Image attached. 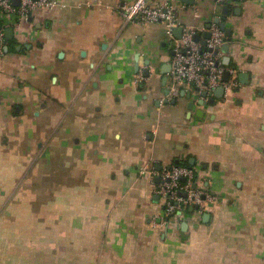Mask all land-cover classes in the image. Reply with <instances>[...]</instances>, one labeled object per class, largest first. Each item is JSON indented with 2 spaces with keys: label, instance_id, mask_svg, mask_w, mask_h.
Returning <instances> with one entry per match:
<instances>
[{
  "label": "crops",
  "instance_id": "crops-1",
  "mask_svg": "<svg viewBox=\"0 0 264 264\" xmlns=\"http://www.w3.org/2000/svg\"><path fill=\"white\" fill-rule=\"evenodd\" d=\"M56 1L0 17L14 31L0 56V264H264V0H232L227 16L212 0L198 14L146 0L186 5L185 26L225 18L236 86L204 105L165 96L173 45L162 23L124 21L136 0ZM191 160L218 204L155 227L162 202L139 168Z\"/></svg>",
  "mask_w": 264,
  "mask_h": 264
},
{
  "label": "built area",
  "instance_id": "built-area-1",
  "mask_svg": "<svg viewBox=\"0 0 264 264\" xmlns=\"http://www.w3.org/2000/svg\"><path fill=\"white\" fill-rule=\"evenodd\" d=\"M203 0H195L192 6L193 12H199L197 4ZM232 0H212V7L228 4ZM243 1V0H234ZM56 0H19L15 5L12 0H0V17L15 16L19 21H26L40 9H55L59 7ZM186 9V5L176 7L174 4L164 1L148 5L146 0H136L129 5L120 7V13L126 23L137 25H149L162 23L165 25L166 36L172 43L174 53L170 61L169 87L170 92L177 95L180 90L195 91L198 97L203 92L206 98L217 88L222 87L224 92H229L236 86V81L231 78L234 72L225 67L221 62L219 51L225 44V33L219 25L211 22L206 26H185L178 16L179 10ZM181 27L180 39L174 36V29ZM208 31L210 38L195 41L194 37ZM6 45L4 30L0 29V56L4 54ZM225 72L229 73V81H223ZM142 80V77H138ZM202 99V97H201ZM138 175L148 178L154 187V194L162 202L163 213L158 218L157 228H168L178 214L187 208H197L204 211L207 207L216 205L219 199L208 192L196 178L195 171L191 167L170 165L162 171H156L154 167L141 166ZM158 182L155 183V180ZM184 180V182L182 181Z\"/></svg>",
  "mask_w": 264,
  "mask_h": 264
},
{
  "label": "water",
  "instance_id": "water-1",
  "mask_svg": "<svg viewBox=\"0 0 264 264\" xmlns=\"http://www.w3.org/2000/svg\"><path fill=\"white\" fill-rule=\"evenodd\" d=\"M13 1V3L15 4V5H18L19 4V0H12ZM35 1V0H34ZM186 4H189V5H192V4H194L195 3V0H183ZM234 1V0H233ZM216 13H218V14H221V15H223V16H227V13H228V4H224V5H221V6H218L217 8H216ZM29 20H31L30 18H29ZM213 23H215V24H217V25H219V27H220V29L221 30H223L224 32H225V35H226V38L228 37L229 38V33H228V31L226 30V23H225V18L223 17V18H215L214 19V21H213ZM210 27V25L208 24L207 26H206V28L208 29ZM0 29H1V27H0ZM182 28L181 27H178V28H176V29H174V36L177 38V39H180L181 38V35H182ZM4 34H5V40L7 41V42H10V41H12V39H13V36H14V31H13V29L12 28H6V29H4ZM210 38V33L208 32V31H206L204 34H203V41H201V44L202 45H205V40H207V39H209ZM194 39H195V41H199L200 40V35H196L195 37H194ZM228 49H229V47H228V45L227 44H225V45H223V47L221 48V50L224 52V53H228ZM7 50V48H5V51ZM173 54L174 53H172V56H173ZM225 65H228V61H227V64H225ZM135 69H136V71L138 72V70H139V67H138V64H137V62H136V65H135ZM166 71H164L163 72V74L164 75H166ZM147 72H145V75L147 76ZM229 78H230V76H229V73L228 72H225L224 73V75H223V81L224 82H228L229 81ZM238 78L239 79H245L246 78V75H243V74H240L239 76H238ZM166 82H167V77L166 76H164L163 77V81H162V83H163V86H165L166 85ZM196 91V90H195ZM179 94V93H178ZM177 94V95H178ZM190 94H191V92H189L188 94H187V98H189L190 97ZM169 95H171V92H170V90H166L165 91V96L166 97H168ZM177 95H175V97L177 96ZM223 95H224V89L222 88V87H219V88H217L215 91H214V97L215 98H222L223 97ZM180 97H184V92H181L180 93ZM201 97H202V99L199 101V103L201 104V105H204V100L206 99V93L205 92H203L202 94H201ZM167 102V101H166ZM176 102V99H173L172 101H171V103H175ZM208 103L210 104V105H213L214 104V99H210V100H208ZM194 105H195V101L194 100H191L189 103H188V110L189 111H191L193 108H194ZM175 164H178V161H176L175 162ZM190 167H192L193 165H194V161L193 160H191L190 162H189V164H188ZM161 167L160 166H158L157 167V169H160ZM183 182H184V180H182ZM156 182H158V179H156ZM192 209H189V211H191ZM178 215H180V213L178 214ZM204 219H207V218H209V215L208 214H205L204 216Z\"/></svg>",
  "mask_w": 264,
  "mask_h": 264
},
{
  "label": "trees",
  "instance_id": "trees-1",
  "mask_svg": "<svg viewBox=\"0 0 264 264\" xmlns=\"http://www.w3.org/2000/svg\"><path fill=\"white\" fill-rule=\"evenodd\" d=\"M2 23H1V21H0V27L2 28ZM173 165H175V166H186V167H190L188 164H182V163H180V162H178V164H175V163H173ZM188 209L189 208H187L184 212H187L188 211ZM182 214V213H181ZM179 216V215H178Z\"/></svg>",
  "mask_w": 264,
  "mask_h": 264
},
{
  "label": "rangeland",
  "instance_id": "rangeland-1",
  "mask_svg": "<svg viewBox=\"0 0 264 264\" xmlns=\"http://www.w3.org/2000/svg\"><path fill=\"white\" fill-rule=\"evenodd\" d=\"M200 6H201V2H199V3L197 4V8H200Z\"/></svg>",
  "mask_w": 264,
  "mask_h": 264
}]
</instances>
